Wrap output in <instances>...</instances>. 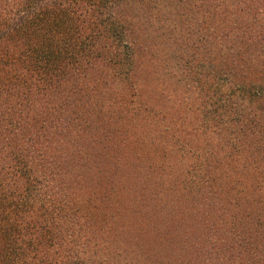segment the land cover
<instances>
[{
    "label": "trees",
    "instance_id": "1",
    "mask_svg": "<svg viewBox=\"0 0 264 264\" xmlns=\"http://www.w3.org/2000/svg\"><path fill=\"white\" fill-rule=\"evenodd\" d=\"M0 264H264V0H0Z\"/></svg>",
    "mask_w": 264,
    "mask_h": 264
}]
</instances>
